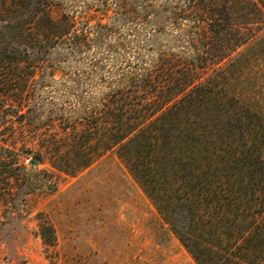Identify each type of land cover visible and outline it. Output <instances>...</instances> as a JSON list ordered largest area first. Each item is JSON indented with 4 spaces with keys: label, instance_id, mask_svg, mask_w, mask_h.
<instances>
[{
    "label": "trees",
    "instance_id": "1",
    "mask_svg": "<svg viewBox=\"0 0 264 264\" xmlns=\"http://www.w3.org/2000/svg\"><path fill=\"white\" fill-rule=\"evenodd\" d=\"M55 1L0 0V197L114 152L196 264H264V0Z\"/></svg>",
    "mask_w": 264,
    "mask_h": 264
},
{
    "label": "rangeland",
    "instance_id": "2",
    "mask_svg": "<svg viewBox=\"0 0 264 264\" xmlns=\"http://www.w3.org/2000/svg\"><path fill=\"white\" fill-rule=\"evenodd\" d=\"M55 2V15L65 9L87 12L92 23L105 11H117L115 0ZM62 96L48 95L45 114ZM16 137L22 148L24 136ZM26 137L37 149L38 139ZM21 158L35 171L36 186L19 190L13 207L0 197V264H196L114 152L75 175L48 159L31 167L30 158ZM47 222L55 228L53 245L40 234Z\"/></svg>",
    "mask_w": 264,
    "mask_h": 264
}]
</instances>
